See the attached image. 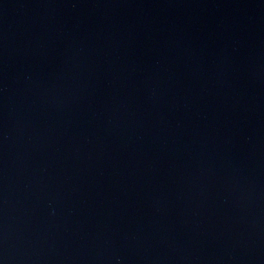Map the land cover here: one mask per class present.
<instances>
[{
	"label": "water",
	"instance_id": "95a60500",
	"mask_svg": "<svg viewBox=\"0 0 264 264\" xmlns=\"http://www.w3.org/2000/svg\"><path fill=\"white\" fill-rule=\"evenodd\" d=\"M0 264H264V0H0Z\"/></svg>",
	"mask_w": 264,
	"mask_h": 264
}]
</instances>
